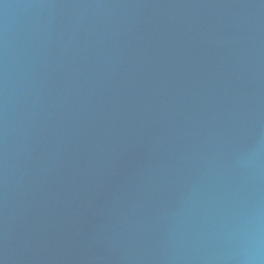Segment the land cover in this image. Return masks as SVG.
<instances>
[{"label":"water","instance_id":"95a60500","mask_svg":"<svg viewBox=\"0 0 264 264\" xmlns=\"http://www.w3.org/2000/svg\"><path fill=\"white\" fill-rule=\"evenodd\" d=\"M112 264H264V0H181Z\"/></svg>","mask_w":264,"mask_h":264}]
</instances>
